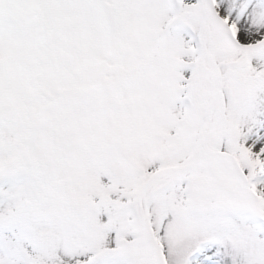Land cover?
Wrapping results in <instances>:
<instances>
[{"label":"snow or ice","instance_id":"obj_1","mask_svg":"<svg viewBox=\"0 0 264 264\" xmlns=\"http://www.w3.org/2000/svg\"><path fill=\"white\" fill-rule=\"evenodd\" d=\"M0 264H264V0H0Z\"/></svg>","mask_w":264,"mask_h":264}]
</instances>
